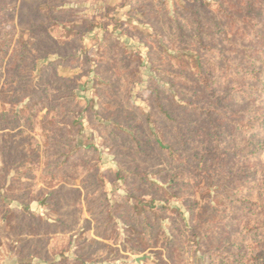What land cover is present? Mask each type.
<instances>
[{
  "label": "rangeland",
  "instance_id": "374dc122",
  "mask_svg": "<svg viewBox=\"0 0 264 264\" xmlns=\"http://www.w3.org/2000/svg\"><path fill=\"white\" fill-rule=\"evenodd\" d=\"M194 1L18 0V9L6 25L15 29L16 39L22 38L32 45L38 43L40 48L34 50L35 55L40 50L44 52L37 56L38 69H43L40 87L49 96L54 94L60 99L58 102L53 99L52 102L39 101L32 110L31 127L17 121L13 128L0 130V206L20 214L28 205L35 222L25 221L18 227L3 219L0 212V264H206L207 243L213 239L209 235L201 246L186 232L192 220L196 223L199 220L194 213L209 201L199 194L208 185L204 175L183 168L181 172L156 150L138 153L133 145L128 146L126 140L113 137L103 127L109 123L108 116L123 106V123L133 130L141 127L142 132H146L142 124L145 117L141 113L148 111L156 115L158 132L161 126L167 129L152 91L160 87L168 89L170 83L153 67L160 65L165 71L171 69V60L161 50V45L172 53L182 50L184 44L168 31L166 12L173 17L176 8L192 5ZM49 6L54 9L50 10ZM50 19L60 25L54 28ZM34 24L42 25L50 37L34 36L31 31ZM72 30L78 33L69 36ZM38 73L40 75L37 70L34 74ZM54 73L72 82L53 86L51 75ZM72 91L84 97L96 112L85 108V104L74 109L79 125L70 129V135L77 144H92L97 151L87 152L74 160L68 180L60 179L55 184L43 182L41 177L47 170V159L42 151L33 159L29 154L28 160L18 169L6 172L4 139L11 140L12 149L18 154L16 158L26 156L28 148L43 145L45 124L55 115L50 106L65 102L69 99L67 93ZM70 106L65 104L67 109ZM128 107L136 117L131 118L130 123L126 116ZM105 108L109 111L105 112ZM169 128L170 135L176 139L178 133ZM176 143L179 145L177 140ZM201 155L197 154V158ZM194 163L199 165L198 169L211 170L210 173L222 170L215 174L217 185L234 182L226 177L223 167L232 165L238 171L243 168L242 161L238 162L225 152L217 154L214 162L211 154H204L202 162ZM120 165L147 175L167 189L155 195L157 205L168 206L159 212L163 220H154L153 214H149L154 232L145 242L154 244L157 241L156 248L139 251L142 248L140 239L129 232L139 230L146 234L144 222L135 224L134 217L131 219V206L139 205L137 197L148 201L152 196L141 187L138 178L117 180L115 173ZM241 179L243 183L234 182L242 189L241 193L256 196L260 187L258 180L247 176ZM171 180L176 181L172 187L168 184ZM191 181L197 182L191 184ZM100 211L105 215L110 211L115 225L103 224ZM98 231L110 238L98 235ZM229 231L235 232L232 227ZM169 232L178 233L179 237H182L180 232L184 234L182 242L186 250L182 257L177 256L176 250L163 247L162 242ZM221 236L219 233L215 239ZM79 255L84 256L79 258ZM138 257L145 258L137 261Z\"/></svg>",
  "mask_w": 264,
  "mask_h": 264
},
{
  "label": "trees",
  "instance_id": "16d2710c",
  "mask_svg": "<svg viewBox=\"0 0 264 264\" xmlns=\"http://www.w3.org/2000/svg\"><path fill=\"white\" fill-rule=\"evenodd\" d=\"M17 9L18 0H0L1 131L13 128L17 121L31 127L32 110L39 101L52 102L53 99L58 102L60 99L54 94L49 96L40 87L43 69H38L37 56L44 52L40 50L35 55L34 50L40 48L38 43L32 45L22 38L16 39L15 29L6 25ZM49 9L53 10L54 6H49ZM175 10L173 17L169 16V12L165 14L168 31L184 44L182 50L172 53L161 45L172 66L168 71L160 65L153 69L168 79L170 87H160L152 93L164 124L172 127L178 137L173 138L170 128L165 126H161L163 128L158 132L156 115L151 111L141 113L145 117L142 124L146 132H142L141 127H137L138 131L133 130L123 123V106L117 109V113L108 116L109 123L103 127L113 137L126 140L128 146L133 145L138 153L156 150L165 155L172 167L204 175L208 185L199 194L208 197L209 201L194 213L199 220L197 223L192 220L190 227L186 226L189 229L186 232L201 246L209 235L213 239L207 243L209 255L206 264H264V0H195L192 5H182ZM223 20L227 21L225 25ZM50 22L54 28L60 25L53 19ZM34 27L31 28L34 36L50 37L42 25L34 24ZM77 33L72 30L69 36ZM37 70L40 75L34 74ZM68 80L57 73L51 75L53 86H65V83L72 82ZM66 98L69 99L53 103L49 108L55 115L45 124L44 146L28 148L26 156L16 158L18 154L14 153L11 140L4 139L6 172L18 169L29 157L37 158L42 151L47 159V170L41 177L43 182L55 184L60 179L68 180L74 160L87 152L97 151L92 144H77L69 132L79 125L74 115L77 108L85 104V108L93 112H96L95 109L74 91L67 93ZM65 104H71L70 109ZM128 109L126 116L130 123L131 118L136 117L130 112L131 108ZM103 110L109 111L106 108ZM181 115L186 119L182 120ZM186 151L189 153L185 154ZM222 152L243 162L239 171L232 165L223 167L226 177L240 183H243L241 176L258 180L260 187L256 196L242 194V189L234 182L215 184L218 182L215 174L222 173V170L210 173L211 170L198 169L199 165L194 163L202 162L204 154H211L214 162V157ZM197 154L202 155L197 158ZM181 172L184 171L181 169ZM115 177L124 181L138 178L141 187L152 196L148 201L137 197L139 205L131 206V219L134 217L135 224L143 221L146 234L139 230L129 232L140 239L142 248L139 251L156 248L157 241L154 244L145 242L152 238L154 232L149 214H153L154 220H163L159 212L168 206L157 205L155 195L167 189L147 175L130 171L123 165L119 166ZM196 182L191 181V184ZM174 183L175 180L168 181L170 187ZM0 212L3 219L18 227L25 221L35 223L28 205L20 214L4 205L0 206ZM99 215L106 226L115 225L110 211L106 215L100 211ZM231 227L235 232L229 231ZM219 233L222 236L215 239ZM97 234L110 238L102 231ZM180 234L182 237L169 232L162 242L165 249L176 250L178 257H182L186 250L182 242L185 236L182 232Z\"/></svg>",
  "mask_w": 264,
  "mask_h": 264
},
{
  "label": "water",
  "instance_id": "95a60500",
  "mask_svg": "<svg viewBox=\"0 0 264 264\" xmlns=\"http://www.w3.org/2000/svg\"><path fill=\"white\" fill-rule=\"evenodd\" d=\"M141 258H143V259H144L145 257H138V258H137V261H139Z\"/></svg>",
  "mask_w": 264,
  "mask_h": 264
}]
</instances>
